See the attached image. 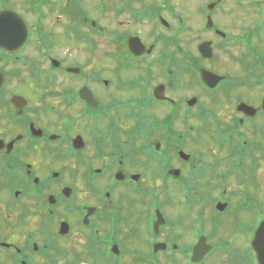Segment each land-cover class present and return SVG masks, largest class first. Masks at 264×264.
<instances>
[{"label": "flooded vegetation", "instance_id": "obj_1", "mask_svg": "<svg viewBox=\"0 0 264 264\" xmlns=\"http://www.w3.org/2000/svg\"><path fill=\"white\" fill-rule=\"evenodd\" d=\"M86 2L0 0V264H210L218 252L224 264H264L255 242L264 223V181L257 160L264 146L254 147L264 139L257 124L264 119V63L257 61L264 56L251 45L259 36L255 33L264 32L261 20L249 33L254 38L241 39L247 55L262 69L255 102L239 95L230 98L236 77L205 65L219 64L212 48L230 40L210 18L222 1L212 9L207 5L200 17L211 36L205 41L209 59L199 45L188 53L170 48L183 28L172 27L181 20L166 0H95L85 7ZM254 7L261 13L259 5ZM82 42L93 56L101 53V43L108 49V61L99 71L87 73L80 62H69L74 54L70 44L80 49L76 45ZM63 48L67 50L60 55ZM54 81L60 91H55ZM35 90L41 92L39 98ZM219 92L230 98L225 111L232 129L223 128L217 145V130L223 127L218 119L211 133L207 131L206 147L213 148V159L224 160V175L215 174L213 160L207 167L182 149L199 131L198 124L221 117L202 104ZM240 105L251 111H238ZM115 132L120 135L113 140ZM40 163L48 170H39ZM150 163H157L152 175ZM187 165L196 179L207 170L209 199L219 193L212 204L218 217L214 214L208 221V233L205 223L193 224L189 234L164 215L163 185L167 190L169 184L178 187L184 212L193 213L196 197L205 198L206 204L208 195L197 194L203 185H191V178L182 174ZM229 181L235 185L232 191ZM245 185L261 193L260 199L251 197ZM125 189L133 196L129 205L139 200L146 210L145 253L133 247L140 237L137 228L122 224ZM238 195L241 200L233 210L229 198ZM171 204L168 199L165 205ZM62 213L89 232L88 242L72 241L71 220L60 219ZM59 219L58 229L49 226ZM7 220L12 227L6 226ZM18 229H25V240L18 238ZM220 231L230 238L217 244L212 240ZM188 234L191 241L185 242ZM233 243L239 247L231 251Z\"/></svg>", "mask_w": 264, "mask_h": 264}, {"label": "rangeland", "instance_id": "obj_2", "mask_svg": "<svg viewBox=\"0 0 264 264\" xmlns=\"http://www.w3.org/2000/svg\"><path fill=\"white\" fill-rule=\"evenodd\" d=\"M89 2H86V6H91V4H93V2H95V0H87ZM134 1V0H133ZM167 2L171 3V7H175V9H177V12L179 13V19L181 20V23L176 22V24H171L173 25L172 27H180L183 29H180V33L178 34L177 39H174L173 41H170L169 45L171 49H174L175 46L179 47L183 52H195L196 47L202 43L205 42L207 40H211V36L207 35L206 31H205V19H202L200 17H202V13L204 12V10L207 7H210V9L214 8L219 2H223L220 6H217V8H215L213 11H211L210 13V18L213 21V23H215L216 25H218V27L221 28V32L226 34L228 37H230V40H227L226 44L224 45V47L222 48H218V46L215 44V46H213V55L217 57L218 59V63L219 64H214V62H208L205 63V65H208L209 67H216L215 69L218 70V72H222V74L227 75L229 78L230 77H236V85H232L229 88V92H231L232 96H230V98L233 99V97L235 98L236 95L241 96V98H245L246 100H251L252 98L255 100H257L256 97H258V80H259V75L260 73H262V69L258 67V65H255L254 61L251 59V57H249V55H247V49L245 47H243V42L241 39H244L248 36L254 38V34L249 35V33L252 31V29L255 27V25H258V21L259 19H261V22L263 20L262 16L260 15L261 13H259V9H256L254 7V3H256L257 5L260 6L261 10H264V0H166ZM173 3V5H172ZM168 6V5H167ZM202 8V9H201ZM209 9V10H210ZM260 10V12H261ZM88 11V10H87ZM89 12V11H88ZM89 15H91V12H89ZM93 16V15H92ZM103 20V18H101ZM103 22V21H102ZM104 23V22H103ZM261 34L259 33H255L258 34L259 36L257 38H254L253 40H251V45L253 47H256V51H258L261 55L264 56V35H263V31H260ZM167 37L170 36V32L168 34H166ZM220 40V39H219ZM84 42H82L79 45L76 46H80L79 47H75L73 45V43L70 44V49H72V51L74 52V54L72 55L71 58H69V62L72 63L74 61H76L77 63L80 62L81 66L85 67V72L87 73H91L95 70L99 71L100 67L105 66L106 61H108L107 57L105 56V51L107 52L108 49H106L104 46V43H101V53L96 54L93 56L90 53L89 47L87 44H83ZM216 43H218V41H216ZM198 46V47H199ZM67 49L63 48L62 50L59 51L60 55H63L65 53ZM246 53V54H245ZM75 55V56H74ZM257 62L264 63V57L261 58V60H258ZM104 69V68H103ZM105 77H109V75L105 74ZM242 80L244 84H240L237 81ZM57 82L58 81H54V87H55V91H60L61 88L57 87ZM243 86V87H241ZM54 89V88H52ZM104 90V89H103ZM36 93V97L35 98H39L40 97V91L39 90H35ZM115 97V96H114ZM230 98H225L222 94V92L216 93L215 95L211 96V98L208 99L209 102H203V106L204 109H208L209 111H212L214 113V115H216V112L219 113L221 115V117L217 118L216 120L212 121V122H206V123H200L198 124V132L195 133V135L191 138L188 139L189 141L184 142V144L182 145V149H183V153L188 154L191 158L192 161L197 162V161H202L203 163H205V165H209V161L213 160V163L215 164L216 169H214L215 174H220V175H224L225 174V167L223 166V159L221 158H212V152H213V148L212 150L206 147L209 145L208 142L209 141V135H207V131L213 130L212 126H216V121L218 120L219 122V127L221 126V124L223 125L222 129L220 128L219 133H217L216 135V142L217 145H220V139L221 136H223V133L221 131H224V129H232L231 124H230V120L227 119L226 116V109H228L229 105V100ZM206 107V108H205ZM226 110V111H225ZM213 123V124H212ZM258 127L260 126L261 128L264 129V119L261 120L259 119L257 122ZM190 125V124H189ZM185 130L182 129L181 132H184ZM264 132V131H263ZM200 133V135H199ZM117 135H120L119 132H115L113 135V140L115 137H117ZM197 135V136H196ZM201 139L200 140V137ZM264 136V133L261 135ZM260 136V137H261ZM249 137V136H248ZM245 139V138H243ZM260 139V138H259ZM214 142V143H216ZM264 139H261L260 143H257L254 145V147H259L257 145H261L262 147L264 146ZM248 145H253L247 142ZM118 145L123 146V143H118ZM212 147V144H210ZM123 148V147H122ZM208 149V151L206 150ZM218 148L216 147L214 149L217 150ZM219 154V153H218ZM226 153L224 154H220V157L225 156ZM263 156V157H262ZM258 162H261V165L258 167L259 169V177L260 180L264 181V152L259 153L258 155ZM203 159V160H202ZM217 163V165H216ZM153 164H157V163H153ZM150 163L149 167L150 169L148 170L149 175H152L156 169L157 166L153 165ZM152 167V168H151ZM155 167V168H154ZM39 170H42V172H45L47 169V167L43 164H39L38 165ZM143 172L147 171V169H142ZM182 174H185L186 177H190L191 178V185L195 186V184L199 185H203V191L201 192H197V194H199V196H203L204 195H208V191L210 190L207 186V180H209V174L207 173V170H204V172L202 173L201 171L199 172L202 176L201 179H196L195 176H193L191 174V170H189V165H187L183 170H182ZM156 173V172H155ZM158 174V173H157ZM194 174V173H193ZM44 175L39 176L40 179H43ZM187 177V178H188ZM229 178V176L227 177ZM210 181V180H209ZM195 183V184H194ZM229 190L232 191L233 189H235V185L232 184L229 181ZM170 185V190H167L168 188H166L164 185L163 187H161V184L159 185L161 187V193H162V202H163V207H164V215L167 219L169 220H177L180 224H182L185 228H187L186 230L189 231V234L192 230V227L194 225H198L201 226V224L203 225L205 223V232L208 233L209 229L212 228V226H210V222L208 221H213L214 218V214L215 211H212V204L214 205V203L219 199L218 195L219 193L217 192H213L215 194V198L213 199H209V195L208 198L206 199V204L204 203V199L205 198H194V200L197 201L193 203V205H195L194 210L192 214H189L187 212H184V200H183V196L179 194H181V192L179 191L178 187L173 186L172 184ZM247 186L245 185V188ZM249 189V186L247 187ZM251 189V190H250ZM248 193L250 194V196H258L256 199H260L261 193H258L257 191H255V189L250 187ZM127 190V189H125ZM246 190V189H245ZM48 194V193H45ZM123 195H125L124 198V203H123V210H122V224L124 226H132L133 228H137V230L139 231V235L140 237H136L135 238V242L133 243V247L137 249V251H140L141 253H145L146 252V231H145V227H144V223H145V216H146V210L144 209L143 203H141V201L137 200V202H135V204L133 205H129L130 203V193L127 190V192H124ZM170 199L172 204L171 205H165L167 200ZM183 200V201H182ZM192 200V199H191ZM191 200H188L189 203L191 202ZM199 200L203 201L200 202ZM230 202L232 203L231 208L237 209V202L241 200V197L238 195V197H231L229 198ZM176 201V202H175ZM253 201V199H252ZM251 201V202H252ZM175 203V204H174ZM183 203V204H182ZM253 203V202H252ZM176 205V206H175ZM253 206V204H252ZM176 209V210H175ZM212 211V212H211ZM199 213H201L199 215ZM213 215V216H212ZM230 216V215H229ZM183 217V218H182ZM193 217V220L191 221L190 218ZM215 217L217 216V213L215 214ZM242 217H244L242 215ZM61 218H66L71 220L68 223L69 226V231L74 230V239L72 240L74 243L77 244L76 241L77 239H81L85 242H88L90 234L89 232H83L81 230H79L77 227H75L74 223H73V219H75V217L73 218H68V216L65 213L61 214ZM54 220V222H50L49 226H51L54 230L58 229V224L59 221L61 220ZM182 219V221L180 222V220ZM228 220H230V218L228 217ZM231 222V220H230ZM229 222V223H230ZM6 226H10L12 227L13 224L10 223V221H6ZM194 224V225H193ZM231 225V223H230ZM214 228V226H213ZM25 229L20 230L18 229V238L25 240V234L23 232ZM35 230H33L34 232ZM219 231V230H218ZM39 232L38 236L41 237V235H43V233H41L40 231L37 230V233ZM77 232L79 235H81L82 238H80L77 235ZM221 233L219 234V237L212 240L215 243L219 244V243H223V239H225V237H227L229 234L220 231ZM188 234V235H189ZM187 235V233H186ZM230 238V237H227ZM183 240H185V242L191 241V235L188 236V238H184ZM233 240V239H232ZM240 241V240H239ZM183 242V241H182ZM181 242V243H182ZM86 244V243H85ZM85 244H83L82 246H85ZM183 244V243H182ZM236 247H239L238 243L235 245L233 243L232 247L230 246L231 251H233ZM135 252V251H134ZM132 252H130L129 254H131ZM219 254L221 252H218ZM213 254V262H211L210 264H224V257H221V255L219 256V254ZM134 254H131V258L130 259H134ZM234 257H238V256H234ZM241 258V257H240ZM91 262H96L91 261ZM183 262V261H182ZM125 263H128L125 261ZM40 264V263H38Z\"/></svg>", "mask_w": 264, "mask_h": 264}, {"label": "water", "instance_id": "obj_3", "mask_svg": "<svg viewBox=\"0 0 264 264\" xmlns=\"http://www.w3.org/2000/svg\"><path fill=\"white\" fill-rule=\"evenodd\" d=\"M198 49H199V51L201 52V54L203 55L204 58H208L209 59V57H211V50H210V44L209 43H203L202 45L199 46ZM204 75H206V76L208 75L209 76V74H204ZM208 76H207V78H208ZM202 80H204L205 83H208V81L206 80L205 77H203ZM218 80H219V78H216L217 82H218ZM242 107H243V109L247 108L245 106H242ZM261 109L264 111V98H263V102H262V105H261ZM255 242H257V246H258L257 248H259L260 256L264 260V252H263L264 251V223L262 224V226L259 229V231L256 232Z\"/></svg>", "mask_w": 264, "mask_h": 264}]
</instances>
